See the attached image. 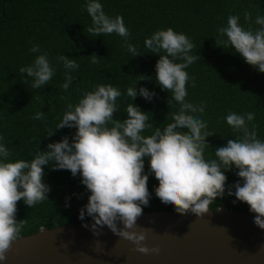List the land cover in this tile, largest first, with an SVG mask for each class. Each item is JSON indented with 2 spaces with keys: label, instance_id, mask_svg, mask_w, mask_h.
I'll list each match as a JSON object with an SVG mask.
<instances>
[{
  "label": "clouds",
  "instance_id": "obj_1",
  "mask_svg": "<svg viewBox=\"0 0 264 264\" xmlns=\"http://www.w3.org/2000/svg\"><path fill=\"white\" fill-rule=\"evenodd\" d=\"M84 8L91 18V25L86 29L91 36L115 33L123 39L122 46L132 57L140 55L137 46L128 43L130 33L122 16L109 17L98 0H88ZM239 19L238 15L228 16L226 26L217 29L216 46L234 49L249 66L264 74V16L256 17L254 22L260 27L255 30L251 26L243 28ZM244 20L250 22L251 13L245 11ZM144 47L159 56L155 64V81L161 91L172 92L167 103L175 101L180 106L172 115L173 122L163 130L156 128L154 134L145 137L141 133L152 127L147 123L148 115L130 103L126 108L127 118L114 120L113 114L118 112L116 101L122 94L111 85H98L95 91L86 92L75 106L69 104L54 129L74 128L71 142L65 136L59 142L47 144L45 151H37L31 161L15 162H5L11 152L0 144V262L7 259L6 254L27 223V220L17 222L15 218L17 202L22 200L32 208L48 197L50 186L43 182L45 167L52 171L67 170L73 177L79 173L81 184L90 193L78 218L83 221L87 215L92 224L83 227L98 236L101 234L99 229L106 226L144 255L159 252L157 248L143 245L144 231L134 230L137 218L151 198L147 187L149 177L144 174L146 157L149 172L158 181L155 196L161 203L173 206L181 216L191 213L200 218L209 213V206L225 195V172L235 168L239 180L229 187L227 195L235 197L234 203L246 204L255 214L254 225L264 230V141L257 138V126L251 124L255 113L230 112L224 117L232 132L240 135L216 148L215 159L206 161L204 149L209 146L205 141L216 134L207 131L208 125L201 115H195L203 114L206 104L195 105L185 99L188 94L186 84L190 79L185 69L201 59L199 55L191 54L194 43L185 34L168 28L157 30L146 38ZM30 51L39 53L40 47L33 45ZM89 57L93 63L100 59L95 54ZM57 60L66 70L62 88L67 91L73 82L67 72L79 65L76 59L65 55L58 56ZM175 60L183 62L175 63ZM19 72L31 78L32 89H41L48 85L55 69L45 53L37 55L32 64L21 67ZM139 77L138 81L152 79ZM22 83L25 85L28 80ZM195 86L192 78V87ZM126 95L131 101L140 96L150 102L156 93L144 87L130 86ZM44 114L39 111L32 119L42 120ZM110 121L114 126L109 129L106 125ZM183 129L187 131H181ZM54 130H48L47 137H51ZM117 222L123 227H118Z\"/></svg>",
  "mask_w": 264,
  "mask_h": 264
},
{
  "label": "trees",
  "instance_id": "obj_2",
  "mask_svg": "<svg viewBox=\"0 0 264 264\" xmlns=\"http://www.w3.org/2000/svg\"><path fill=\"white\" fill-rule=\"evenodd\" d=\"M87 2L0 0V137L3 138L0 144L11 152L5 162L31 161L37 151H45L47 144L59 142L65 136L71 142L74 128L54 129L67 106L78 104L86 92L95 91L98 85H111L122 94L116 101L118 112L113 114L114 120L127 118L126 108L130 103L148 115L147 123L152 127L141 135L151 136L156 128L163 130L172 123V115L180 106L175 101L167 103L172 92L161 91L155 81L159 56L144 47L146 38L168 28L188 36L195 45L191 54L201 57L185 69L190 77L185 99L195 105L206 104L204 113L195 115H201L208 125L207 131L216 134L205 141L209 147L204 149V159H215L216 148L240 135L233 133L224 119L230 112L255 113L251 124L257 126V138L264 141V74L249 66L234 49H222V45L215 43L217 29L226 26L230 15H238L239 24L245 29L259 28L254 21L257 16H264V0H98L109 17H123L130 33L128 43L136 45L140 54L135 57L122 46L123 39L115 33L94 37L86 31L91 25L84 8ZM245 11L252 16L247 23ZM33 45L40 47L39 53L30 51ZM45 53L55 73L48 85L32 89L31 78L21 74L19 69ZM93 54L100 58L96 63L89 57ZM60 55L76 59L79 65L67 72L73 77L67 91L62 88L66 70L57 60ZM141 75L152 79L138 81ZM192 78L195 87H192ZM25 79L28 83L24 85ZM130 86L147 88L156 95L150 102L140 96L131 101L126 95ZM39 111L45 113L44 118L32 119ZM113 126L111 121L106 125L109 129ZM48 130H54L51 137H47ZM236 171L233 168L225 172V195L218 197L209 210L220 207L249 211L246 204L234 203L235 197L227 195L229 187L239 180ZM44 172L43 182L50 186L48 200L32 208L22 200L17 202V222L27 220L19 236L81 221L79 210L87 204L90 193L81 184L79 173L73 177L67 170L52 171L49 167H45ZM144 174L149 177L147 187L151 198L147 207L142 206L143 211L175 210L155 196L158 181L149 172L147 157L144 158ZM87 219L91 220L86 215L84 220Z\"/></svg>",
  "mask_w": 264,
  "mask_h": 264
},
{
  "label": "water",
  "instance_id": "obj_3",
  "mask_svg": "<svg viewBox=\"0 0 264 264\" xmlns=\"http://www.w3.org/2000/svg\"><path fill=\"white\" fill-rule=\"evenodd\" d=\"M254 217L220 207L200 218L143 211L134 230L145 232L144 246L159 249L147 255L106 226L93 235L82 226L92 224L87 219L19 236L0 264H264V230Z\"/></svg>",
  "mask_w": 264,
  "mask_h": 264
}]
</instances>
